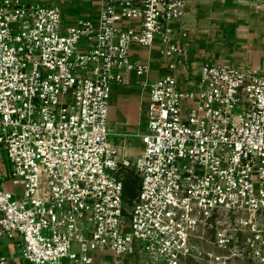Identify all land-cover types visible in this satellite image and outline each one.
Masks as SVG:
<instances>
[{
  "label": "built area",
  "instance_id": "built-area-1",
  "mask_svg": "<svg viewBox=\"0 0 264 264\" xmlns=\"http://www.w3.org/2000/svg\"><path fill=\"white\" fill-rule=\"evenodd\" d=\"M96 1L97 21L63 29L58 5L0 0V238L30 264H264V71L206 61L193 89L151 83L131 159L112 87L150 72L133 44L187 52L186 0Z\"/></svg>",
  "mask_w": 264,
  "mask_h": 264
},
{
  "label": "crops",
  "instance_id": "crops-1",
  "mask_svg": "<svg viewBox=\"0 0 264 264\" xmlns=\"http://www.w3.org/2000/svg\"><path fill=\"white\" fill-rule=\"evenodd\" d=\"M28 4L58 5L62 10V28L76 26L81 20L97 21L101 3L96 0H22ZM186 37L187 52L166 59L160 53V41L151 48L131 46V59L150 65L147 76L139 78L124 71L125 82L114 84L110 99V141L131 159L138 157L143 143L139 136L147 130L149 85L159 78L175 76L182 89H193L202 65L213 64L264 71V1L258 0H186L185 14L179 22ZM174 63L171 69L169 65ZM144 82L148 83L144 86ZM1 248V247H0ZM7 264H24L20 252L7 258ZM105 260L111 255L105 253ZM26 264V263H25Z\"/></svg>",
  "mask_w": 264,
  "mask_h": 264
},
{
  "label": "rangeland",
  "instance_id": "rangeland-1",
  "mask_svg": "<svg viewBox=\"0 0 264 264\" xmlns=\"http://www.w3.org/2000/svg\"><path fill=\"white\" fill-rule=\"evenodd\" d=\"M1 164L5 163L7 166V169H9V162L7 157L3 156L1 159ZM128 173H126V187H127V199H133L136 194H137V189H138V180L136 178V175L134 174V172L132 170H128ZM10 191H14V189L12 188V186L9 185V187H7ZM16 192L20 193L21 192V187L18 185L16 186ZM0 247L2 248V252L3 254L7 257V258H12L15 255H17V253L20 252V249L17 246V240L16 239H10L8 237H2L0 238ZM0 248V250H1ZM26 264H30L28 262H25ZM24 263V264H25Z\"/></svg>",
  "mask_w": 264,
  "mask_h": 264
}]
</instances>
